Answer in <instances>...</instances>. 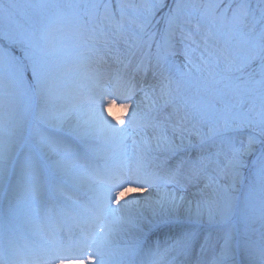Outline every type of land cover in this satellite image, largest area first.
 Here are the masks:
<instances>
[{"label":"snow or ice","instance_id":"snow-or-ice-1","mask_svg":"<svg viewBox=\"0 0 264 264\" xmlns=\"http://www.w3.org/2000/svg\"><path fill=\"white\" fill-rule=\"evenodd\" d=\"M0 264H264V0H0Z\"/></svg>","mask_w":264,"mask_h":264}]
</instances>
